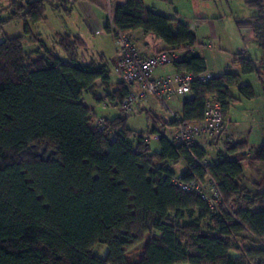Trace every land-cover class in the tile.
I'll return each mask as SVG.
<instances>
[{"label": "trees", "instance_id": "trees-1", "mask_svg": "<svg viewBox=\"0 0 264 264\" xmlns=\"http://www.w3.org/2000/svg\"><path fill=\"white\" fill-rule=\"evenodd\" d=\"M246 2L257 15L237 19L236 26L252 31L264 49V0ZM26 3L14 14L32 35L29 22L43 20L45 3ZM5 22L0 18V33ZM113 22L115 29L109 20L104 26L113 37L116 29L130 36L136 30L152 34L183 51L174 63L177 71L207 72L205 57L193 51L199 44L195 31L143 0L116 2ZM55 39L66 60L45 45L26 52L22 35L0 41V264H264V189L243 183V163L264 162V143L248 156L247 144L228 134L195 146L193 153L162 138L154 151L149 136L159 124L146 137L129 129L120 113L127 83L119 79L105 97L118 105L112 118L98 116L86 102V94L102 100L97 80L109 85L103 55L98 60L90 55L78 34ZM233 61L243 73H263L247 51ZM234 85L247 98L255 96L252 85L230 71L193 81L182 123L201 120L212 95L228 112L238 99L230 90ZM100 118L105 127L97 124ZM218 143L217 160L197 164ZM179 161L188 166L177 174L171 164ZM208 175L218 182L225 207L212 209L175 183L178 176L204 183ZM144 242L133 260L130 252ZM99 244L108 246L105 257L94 253Z\"/></svg>", "mask_w": 264, "mask_h": 264}, {"label": "rangeland", "instance_id": "rangeland-1", "mask_svg": "<svg viewBox=\"0 0 264 264\" xmlns=\"http://www.w3.org/2000/svg\"><path fill=\"white\" fill-rule=\"evenodd\" d=\"M26 1L0 0V18L6 21L0 33V41L6 37L22 35L26 52H32L31 50L38 44V41L33 39L42 38L49 48L54 50L61 59L66 60L64 52L56 44V34L54 33L56 31H64L67 33L83 34L85 37L83 39L90 46V50H93L89 54L97 60L103 55L113 72V58L118 54L114 37L110 34L106 36L91 33V30L94 32V29L102 28L107 23L109 19L108 0H93L92 8L98 21L95 20L94 15L86 7L81 5L80 0H44L43 20L37 23L28 21L33 36L25 32V20L23 17L15 16L14 14L15 8L20 6L26 7ZM115 1L118 2L120 0ZM143 1L145 6L156 12L193 27L197 42L199 43L196 47L197 51L205 57L209 72L217 74H222L226 71L238 73L241 75V83L247 82L252 84L255 92L253 98H247L239 89L234 90L235 87L237 88L236 85L231 87V93L240 100L237 99V101L234 100L231 103L227 117L240 122L237 123L240 128V131H238L240 135H235V139H239L240 141L246 140L247 147L245 152H254L259 144L264 143V49L258 46L252 31L247 29L240 31L237 28L236 20H249L257 15V11L249 7L246 0ZM242 34L246 36L245 41L242 40ZM133 39L135 41V38ZM99 42L105 44L103 45L105 48L104 54L101 51H97L101 50L99 49ZM242 51H247V54L260 62L262 66L261 71H263L261 76L255 72L243 73L241 67L235 64L233 61L234 56ZM149 99L152 100V106L157 112H163L164 107H162L158 99L152 96ZM85 100L89 105L93 101L89 94L85 95ZM147 104L148 102L145 103V105ZM170 105L174 109L177 107L172 100L170 101ZM233 105L235 106L234 109H232ZM232 110L234 111L233 113ZM95 113L98 116L110 118L116 116L114 112L110 111L108 113V111L101 109H96ZM151 119V116L145 109L138 108L133 115L127 117L126 123L129 129L143 132L147 137ZM231 133L234 134L233 132ZM219 144L207 147V159L209 163L217 160L218 147H221ZM150 147L154 151L159 150V141L150 140ZM187 166L184 161L171 164V167L175 169L177 174ZM244 175L247 180H250L252 188H254L253 185H258L264 189V163L260 162L252 168L245 165ZM107 252L108 246L105 244H99L94 249V253L100 257H105ZM131 254L135 257L136 252H132Z\"/></svg>", "mask_w": 264, "mask_h": 264}, {"label": "built area", "instance_id": "built-area-1", "mask_svg": "<svg viewBox=\"0 0 264 264\" xmlns=\"http://www.w3.org/2000/svg\"><path fill=\"white\" fill-rule=\"evenodd\" d=\"M115 4V0H108V20L114 29ZM114 40L118 52L115 73L129 86V94L120 105L121 115L127 117L133 115L149 97L153 96L160 101L170 117L168 122H163L155 128L149 136L150 140L159 141L166 138L173 144L184 146L193 153L195 146L203 142L214 143L220 136L227 134L226 116L217 96L212 95L206 100L204 117L190 124H183L182 111H177L170 105L174 96H185L191 93L193 81L207 82L215 75L210 72L196 75L186 70H176L173 74L157 79L154 77V71L157 68L173 66L175 61L182 57L183 51L178 48H167L154 53H144L132 36L119 29L115 31ZM97 124L105 127L104 119H98ZM197 164L207 167L209 162L208 159H203L197 160ZM175 183L182 190L202 197L212 209L225 207L218 182L211 175L207 176L204 183L196 180L186 181L179 176L175 178ZM228 208L234 210L235 206L229 205ZM261 260L264 262V257Z\"/></svg>", "mask_w": 264, "mask_h": 264}, {"label": "crops", "instance_id": "crops-1", "mask_svg": "<svg viewBox=\"0 0 264 264\" xmlns=\"http://www.w3.org/2000/svg\"><path fill=\"white\" fill-rule=\"evenodd\" d=\"M121 2H124L125 0H120ZM81 2V5H83V7H86L89 12H91L92 15H94L95 17V20L96 19V16H95V13H94V10H93V0H80ZM98 21V20H97ZM105 26V25H104ZM192 29L193 27L190 26ZM92 29V28H91ZM194 30V29H193ZM64 33H67V32H59V31H56L54 34L58 35V34H64ZM70 34H74V33H71L69 32ZM91 33L92 34H98V35H108V33L105 31L104 27L102 28H96L94 29V32H92L91 30ZM33 35V33H32ZM82 37L83 34H78ZM111 35V34H110ZM132 37L135 38V43L137 44V46L139 47V49L144 52V53H154L158 50H162V49H167L168 46L159 38L155 37L154 35L152 34H146V33H143L142 31L140 30H136L133 32L132 34ZM85 38V37H84ZM33 40H36L38 41V44L36 45L35 48H33L31 51L33 53H37L36 51L38 50L39 48V44L40 45H45L48 49H50L47 44L45 42H43L42 38H35ZM134 40V39H133ZM86 42V41H85ZM103 45H105L104 43L102 42H99V49L101 50H97V51H101L103 54L105 53V48L103 47ZM94 50H96L95 48H93ZM98 49V48H97ZM87 50H88V53H91L93 52V50H90V46L87 45ZM42 51V50H41ZM194 52H197V48H194L193 50ZM40 52V51H39ZM243 52V51H242ZM41 53V52H40ZM91 55V54H90ZM201 55V54H200ZM118 61V54L117 56H115L113 58V62H114V66H113V72L111 71V68L109 67V71H110V82H109V85H102V81L99 79L96 81L99 89H98V96L102 98L101 101H96L93 99L92 97V103L90 104L93 108L94 111H96V109H101V110H105V111H108V113L111 111V112H114L116 113V115L119 113V110H118V105H116L115 103H110L108 104L107 100H106V95L108 93H112L114 90H115V86H114V83H116L117 81H119V78L118 76L116 75L115 73V66H116V63ZM176 71V68L175 66H167L165 68H157L155 71H154V77L155 78H160L164 75H167V74H173L174 72ZM207 72L208 71V67H207ZM211 73V72H210ZM213 75H220L219 73H212ZM244 84H250V83H244ZM252 85V84H251ZM253 87V86H252ZM239 89L238 86L237 88L235 87L234 90H237ZM153 97V96H152ZM151 98V97H150ZM156 98V97H155ZM184 98L185 96H179V95H176L174 96L171 100L174 102V104L177 106L175 107V110L177 111H182V108H183V102H184ZM157 99V98H156ZM238 100H240L238 98ZM158 101V100H157ZM237 101V100H236ZM147 105H145V103H147ZM160 102V101H159ZM242 102V100H241ZM153 105V102L152 100H150L149 98L143 103V105L139 108H143L145 109L149 115L151 116V122L149 123V127L151 129H153V126H154V123H157L158 124H161L163 122H167L170 120V117L169 115H167L166 112H164V109H163V112H157V110H155V108L152 106ZM150 107V108H149ZM163 107V106H162ZM235 106L233 105L232 109H234ZM230 110H228V112L225 113V116H226V121H227V134L229 136L232 137V139L236 142H247L246 140H242L240 141L239 139H235V135H240L238 133V131H240V128L238 126L237 123H240L238 120H232L231 118H228L227 117V114L229 113ZM234 111L232 110V113ZM231 124V125H230ZM237 125V127H235ZM231 126V127H230ZM232 129V130H231ZM231 132H233L234 134H232ZM260 145V144H259ZM258 145V146H259ZM206 147V146H205ZM222 147V146H221ZM256 147V146H255ZM250 151V150H249ZM208 153V152H207ZM252 154V152H247V155L250 156ZM241 155L240 152L238 153H232V154H229V157L230 158H236V157H239ZM258 163L260 162H251L249 163L248 161H245L243 163V169L245 168V165H247L248 167L252 168L253 166L257 165ZM261 163H264V162H261ZM243 183L245 185H247L248 187L252 188L251 187V183H250V180H247V179H244L243 180ZM145 246V242L140 244L136 249H133L131 252H130V257H133V260H136L138 259V256L142 253L143 251V248ZM132 252H136L135 254V257L132 256L133 254H131ZM178 264H190V263H178Z\"/></svg>", "mask_w": 264, "mask_h": 264}]
</instances>
